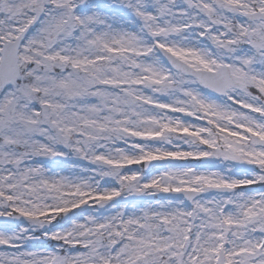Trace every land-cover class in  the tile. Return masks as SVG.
<instances>
[{
	"label": "snow or ice",
	"instance_id": "1",
	"mask_svg": "<svg viewBox=\"0 0 264 264\" xmlns=\"http://www.w3.org/2000/svg\"><path fill=\"white\" fill-rule=\"evenodd\" d=\"M0 264H264V0H0Z\"/></svg>",
	"mask_w": 264,
	"mask_h": 264
}]
</instances>
